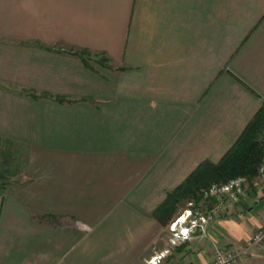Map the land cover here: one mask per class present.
I'll return each instance as SVG.
<instances>
[{
    "label": "crops",
    "instance_id": "0c3cea01",
    "mask_svg": "<svg viewBox=\"0 0 264 264\" xmlns=\"http://www.w3.org/2000/svg\"><path fill=\"white\" fill-rule=\"evenodd\" d=\"M263 103L264 0H0V143L23 159L0 191V264L164 249L158 264H207L215 244L242 247L264 181L176 244L155 211ZM237 264H264V243Z\"/></svg>",
    "mask_w": 264,
    "mask_h": 264
},
{
    "label": "trees",
    "instance_id": "16d2710c",
    "mask_svg": "<svg viewBox=\"0 0 264 264\" xmlns=\"http://www.w3.org/2000/svg\"><path fill=\"white\" fill-rule=\"evenodd\" d=\"M82 51L86 50H80V52ZM86 55L88 54L86 53ZM55 99L58 101L63 100L59 96H56ZM263 123L264 103L219 161L204 160L200 162L176 188L167 193L166 198L155 211L160 220L166 222L170 219L174 214L177 203L183 201L189 194L192 195V192L200 186V183L206 187L211 183L221 184L233 178L244 177L248 186L251 185L257 174L258 166L264 158V142L258 139ZM193 200H197V198L194 197ZM208 200L214 202L213 197H209ZM194 204L198 206L196 203Z\"/></svg>",
    "mask_w": 264,
    "mask_h": 264
},
{
    "label": "built area",
    "instance_id": "2783aa9c",
    "mask_svg": "<svg viewBox=\"0 0 264 264\" xmlns=\"http://www.w3.org/2000/svg\"><path fill=\"white\" fill-rule=\"evenodd\" d=\"M262 181H264V160L258 169L257 178L252 181L251 185L258 186ZM247 187L248 183L244 177L231 179L218 186H211L209 194L213 196L214 203L209 209L200 211L188 207L170 221L168 225L170 243L176 244L179 240L188 239L193 234L204 233L208 222L222 212L227 202H237L246 195ZM188 205L191 206V203ZM262 243H264V221L250 234L242 247H225L215 244L212 259L207 264H237L239 260L246 258L255 246ZM168 251L164 249L152 255L146 260L147 264H158L160 259L168 254Z\"/></svg>",
    "mask_w": 264,
    "mask_h": 264
},
{
    "label": "rangeland",
    "instance_id": "374dc122",
    "mask_svg": "<svg viewBox=\"0 0 264 264\" xmlns=\"http://www.w3.org/2000/svg\"><path fill=\"white\" fill-rule=\"evenodd\" d=\"M77 53L80 54V58L85 60V62H87L89 57H96L98 55H96V53H90L87 51H82L80 52V50H77ZM86 53L88 55H86ZM258 139L264 142V123L263 126L260 130V133L258 135ZM19 155H17L16 151L12 152L11 148L8 146L7 143H0V191H5L7 192L9 189H11L12 187V183L11 182H18V180H20L21 176L19 175V177L17 176L16 172L21 168L22 164H23V159L22 158H18ZM264 160V158H263ZM263 160L260 162L258 169L260 167V165L262 164ZM258 169H257V174L255 176V178L253 179V181L257 178L258 175ZM238 178V177H237ZM235 179V178H233ZM231 180V179H230ZM229 180V181H230ZM224 184V183H221ZM220 183H211L209 186H203L202 183H200V186L194 190V192H192V195H188L186 196L187 198H185L183 201H181L180 203H177L176 207L174 208V214L172 216H177L179 215L185 208L191 207V208H195L198 209L200 211H202V209H208L209 205H213V201L210 202L208 200L209 197H213L209 194V189L211 186L213 185H221ZM187 194V193H186ZM195 198H197V200H193ZM194 201V202H188V201ZM197 201V202H196ZM188 203H191V206L188 205ZM196 203L198 206H195ZM210 205V206H211ZM205 206V207H204ZM174 219V218H173ZM170 221L169 219L166 221L165 224L169 225ZM161 224V223H160ZM163 225V224H161ZM168 225H163V229H165V236L169 235V230H168ZM82 230H89V226L86 225H80Z\"/></svg>",
    "mask_w": 264,
    "mask_h": 264
}]
</instances>
